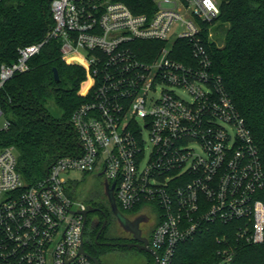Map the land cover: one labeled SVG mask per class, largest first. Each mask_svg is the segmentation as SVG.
<instances>
[{
  "label": "built area",
  "instance_id": "1",
  "mask_svg": "<svg viewBox=\"0 0 264 264\" xmlns=\"http://www.w3.org/2000/svg\"><path fill=\"white\" fill-rule=\"evenodd\" d=\"M51 7L54 28L0 65V89L30 70L49 39H60L63 59L86 72L71 120L81 152L58 158L27 187L16 148L0 147V264H94L81 253L89 206L67 193L73 170L105 175L122 210L158 206L153 264H174L179 244L215 222H236L239 238L264 243L260 153L211 71L206 31L219 20L221 0H52ZM142 42L159 45L157 52L141 55ZM179 43L189 49L181 58ZM218 253L219 264H232V246Z\"/></svg>",
  "mask_w": 264,
  "mask_h": 264
},
{
  "label": "trees",
  "instance_id": "2",
  "mask_svg": "<svg viewBox=\"0 0 264 264\" xmlns=\"http://www.w3.org/2000/svg\"><path fill=\"white\" fill-rule=\"evenodd\" d=\"M51 3L0 0V65L15 62L20 48L47 38L55 26ZM218 21L212 31L221 44L206 35L211 71L222 79L226 93L244 117L264 166V0H221ZM60 47V39H49L31 59L30 70L14 76L0 89V107L10 123L0 129V147L16 148L17 168L27 187L42 182L58 158L81 152L71 120L84 101L79 90L86 72L67 63ZM139 47V53H147L157 52L159 45L142 42ZM177 49V58L182 57V51L189 54L184 43L177 44ZM54 110H59L60 116ZM101 194L91 205H104ZM257 197L264 202V189ZM114 198L119 206L115 193ZM141 207L139 204L133 211ZM235 225L210 223L194 239L179 244L174 264H219V249L229 245L235 250L232 264H264V243L239 238ZM85 247L90 252L95 249L91 233Z\"/></svg>",
  "mask_w": 264,
  "mask_h": 264
},
{
  "label": "flooded vegetation",
  "instance_id": "3",
  "mask_svg": "<svg viewBox=\"0 0 264 264\" xmlns=\"http://www.w3.org/2000/svg\"><path fill=\"white\" fill-rule=\"evenodd\" d=\"M105 183V193L101 197L103 206H93L89 204V207L98 208L97 217L91 222L89 220L90 213L87 214L86 226H91V241L95 246V249L91 252V255L98 257L103 264H109L105 257L108 254V249H103L100 243H139V239H144L151 247V239L156 226V220H150L149 215L141 210L128 212L122 210L117 206V211L112 208V196L109 192L108 183ZM115 201V200H114ZM116 203V201H115ZM105 225V226H104ZM86 236V234H85ZM123 247L124 246H119ZM134 250L136 256L134 264H153L152 255L146 251H143L137 247H128ZM138 258V259H137Z\"/></svg>",
  "mask_w": 264,
  "mask_h": 264
},
{
  "label": "rangeland",
  "instance_id": "4",
  "mask_svg": "<svg viewBox=\"0 0 264 264\" xmlns=\"http://www.w3.org/2000/svg\"><path fill=\"white\" fill-rule=\"evenodd\" d=\"M219 21L215 22L211 25L210 29L216 28L219 25ZM213 39L216 41L215 31H212ZM218 44H221L222 41H216ZM82 54H86L85 50H81ZM56 116H60L61 112L59 110H54ZM6 123L5 116L0 117V128H2ZM68 182L66 184L67 193L74 199L82 201L87 205L93 203L96 196L99 193H105V183L107 179L105 175H99V172H86L80 170H73L67 173L66 175ZM141 211L146 212L150 220H156L157 214H159V209L157 205H147L142 206ZM97 212L90 213V222L91 223L96 217ZM91 233V226L89 224L88 228L86 229V236L85 239L89 237ZM108 254L105 257L109 264H134L135 258L138 257L135 255L134 250L128 247H119V246H109L107 247ZM138 259V258H137Z\"/></svg>",
  "mask_w": 264,
  "mask_h": 264
},
{
  "label": "water",
  "instance_id": "5",
  "mask_svg": "<svg viewBox=\"0 0 264 264\" xmlns=\"http://www.w3.org/2000/svg\"><path fill=\"white\" fill-rule=\"evenodd\" d=\"M54 75H55L56 80H59V73H58L57 68H54ZM113 188L114 187H111L109 189V192H110V195L111 196H112ZM111 200H112V208H113V210L114 211H117V205H116V203H115V201L113 199V196H112ZM96 211H98V208H96V207H89L87 210L83 211V214L85 215V218H86L88 213L96 212ZM85 225H86V221H85ZM100 245H103V246L137 247V248H139V249H141L143 251H146V252L150 253L154 257H156L155 251L149 247L148 242L146 240H144V239H139V243H126L125 244V243L109 242V243H100ZM81 253L84 254V255H86L87 257H89L94 262V264H103L98 257L91 255L86 250L84 240L82 241V245H81Z\"/></svg>",
  "mask_w": 264,
  "mask_h": 264
},
{
  "label": "crops",
  "instance_id": "6",
  "mask_svg": "<svg viewBox=\"0 0 264 264\" xmlns=\"http://www.w3.org/2000/svg\"><path fill=\"white\" fill-rule=\"evenodd\" d=\"M140 210H141V208H140Z\"/></svg>",
  "mask_w": 264,
  "mask_h": 264
}]
</instances>
